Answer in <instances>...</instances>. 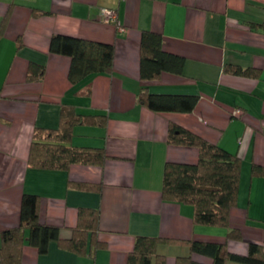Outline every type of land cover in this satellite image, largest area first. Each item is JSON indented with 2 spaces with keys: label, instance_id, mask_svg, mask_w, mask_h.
<instances>
[{
  "label": "crops",
  "instance_id": "crops-1",
  "mask_svg": "<svg viewBox=\"0 0 264 264\" xmlns=\"http://www.w3.org/2000/svg\"><path fill=\"white\" fill-rule=\"evenodd\" d=\"M102 8L115 10L116 19H101ZM2 20L0 230L18 225L26 192L38 196L39 221L57 225L60 239L72 235L78 207L98 209L94 235L102 242L97 248L89 243V253L56 240L45 252L26 243L20 264H126L140 234L171 239L156 246L165 264L187 254L211 264L210 257L190 252L191 239L225 243L237 253H245L249 241L264 248V172H252L254 165L264 170V0H0ZM143 30L161 33L163 48L183 57L180 73L161 72L147 82L149 90L197 94L190 111H153L138 102ZM55 32L113 43L112 71L91 76L87 95L75 93L68 79L69 57L49 51ZM29 62L44 66L41 79H27ZM227 65L252 74L230 72ZM63 102L106 116L103 124H75L70 139L74 145L103 146L108 156L101 167L28 165L35 129L57 127ZM170 123L239 157L237 198L227 226L239 230V239H227V227L194 223L191 204L162 198L164 162L198 159L196 147L167 142Z\"/></svg>",
  "mask_w": 264,
  "mask_h": 264
},
{
  "label": "trees",
  "instance_id": "trees-1",
  "mask_svg": "<svg viewBox=\"0 0 264 264\" xmlns=\"http://www.w3.org/2000/svg\"><path fill=\"white\" fill-rule=\"evenodd\" d=\"M4 20L0 23V29ZM264 28V21L261 23ZM49 51L69 57L68 79L75 93H90L91 76L110 73L113 68L115 48L113 43L86 39L80 36L55 32L49 38ZM183 57L163 48L161 33L143 30L139 41V75L143 84L137 92L141 105L153 111H190L198 100L197 94L157 93L149 90L147 82L161 72H181ZM230 72L252 74L249 68L231 67ZM43 65L29 62L28 80L41 79ZM106 116L101 113H82L72 103H62L59 125L55 128H36L29 148L27 163L31 167L68 169L71 164L101 167L108 154L103 146L74 145L70 142L73 126L77 123L103 124ZM167 142L175 145L194 146L198 149L196 162L167 160L163 165L161 196L165 200L188 203L193 206L194 223L228 226L229 210L236 202L239 182V157L223 147L208 142L198 134L178 126L168 125ZM253 173H262L260 165L252 167ZM77 186L91 188L94 183L77 182ZM39 198L36 194L23 193L19 205V223L0 230V264H20L22 246L29 244L39 252H45L50 241L81 253H89L90 247L102 245L95 238L99 212L96 208H77V223L72 235L60 239L55 224L42 223L38 219ZM238 229L228 228L227 239H239ZM90 241V242H89ZM161 241H171L150 235H137L127 254L126 264H165V255L156 251ZM191 253L206 255L211 264H224L232 260L246 264H264V248L249 241L245 253L229 250L225 243L191 239L186 242ZM92 245V246H91ZM92 248V249H93ZM175 264H205L191 254L176 256Z\"/></svg>",
  "mask_w": 264,
  "mask_h": 264
},
{
  "label": "built area",
  "instance_id": "built-area-1",
  "mask_svg": "<svg viewBox=\"0 0 264 264\" xmlns=\"http://www.w3.org/2000/svg\"><path fill=\"white\" fill-rule=\"evenodd\" d=\"M101 19L104 21H114L116 19V12L111 8H102L100 10ZM121 29V27H119ZM238 110H235L237 112Z\"/></svg>",
  "mask_w": 264,
  "mask_h": 264
}]
</instances>
